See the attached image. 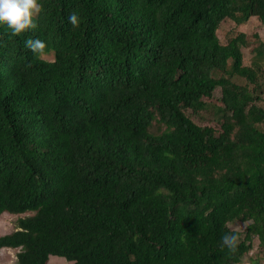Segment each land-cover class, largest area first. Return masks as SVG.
<instances>
[{"label": "trees", "instance_id": "1", "mask_svg": "<svg viewBox=\"0 0 264 264\" xmlns=\"http://www.w3.org/2000/svg\"><path fill=\"white\" fill-rule=\"evenodd\" d=\"M40 3L34 29L0 26V215L32 212L0 248L17 264H239L264 247V42L247 65V34L219 36L264 23V0ZM209 109L219 128L187 113Z\"/></svg>", "mask_w": 264, "mask_h": 264}, {"label": "rangeland", "instance_id": "2", "mask_svg": "<svg viewBox=\"0 0 264 264\" xmlns=\"http://www.w3.org/2000/svg\"><path fill=\"white\" fill-rule=\"evenodd\" d=\"M240 32H245L247 34V39L249 44L247 47H244L243 53L245 58V64H251L254 56L253 49L260 44L261 41L264 42V23H262L258 17L253 16L245 24L237 25L231 19H225L219 29V36L223 43H226L229 38L236 36ZM44 58L52 60L54 58L53 53L44 54ZM242 83H245V79H240ZM253 87V85H251ZM260 95L262 99L260 103L264 106V86L260 90ZM221 97V87L217 88L214 97L210 99L214 102ZM193 120L200 125H215L217 128L220 127V123L214 119L213 109L207 111L203 110L199 115H196L192 111L187 112ZM152 130H154L152 128ZM156 131V129H155ZM32 212L14 214L10 212H3L0 215V236L10 233L19 229V218L26 215H30ZM249 222L237 221L231 224V227L236 230L244 231ZM21 248H12V247H3L0 248V264H17L18 261V252ZM48 264H72L71 261H68L66 258L51 255ZM239 264H264V247L260 245V239L256 236L253 240V249L247 253L242 262Z\"/></svg>", "mask_w": 264, "mask_h": 264}, {"label": "clouds", "instance_id": "3", "mask_svg": "<svg viewBox=\"0 0 264 264\" xmlns=\"http://www.w3.org/2000/svg\"><path fill=\"white\" fill-rule=\"evenodd\" d=\"M41 9L40 0H0V26H7L11 33L22 35L36 27L35 16ZM68 20L73 26L80 24L77 12H71ZM24 46L35 54H42L47 47V42L39 36H28L24 39ZM221 241V247L227 246L231 251H235L239 243L234 231L223 233Z\"/></svg>", "mask_w": 264, "mask_h": 264}]
</instances>
